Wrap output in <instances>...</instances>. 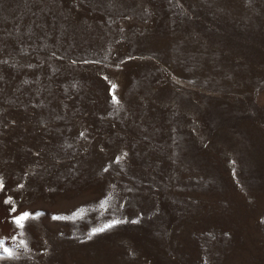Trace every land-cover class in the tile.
<instances>
[{
	"label": "rangeland",
	"instance_id": "rangeland-1",
	"mask_svg": "<svg viewBox=\"0 0 264 264\" xmlns=\"http://www.w3.org/2000/svg\"><path fill=\"white\" fill-rule=\"evenodd\" d=\"M0 177V264H264V0H0Z\"/></svg>",
	"mask_w": 264,
	"mask_h": 264
},
{
	"label": "snow or ice",
	"instance_id": "snow-or-ice-1",
	"mask_svg": "<svg viewBox=\"0 0 264 264\" xmlns=\"http://www.w3.org/2000/svg\"><path fill=\"white\" fill-rule=\"evenodd\" d=\"M115 87L116 86L113 84L112 88L115 89ZM112 99H113V103H119V101L117 100L115 95H113ZM81 135H83V133ZM121 159H123L122 156L117 158V160H121ZM2 188H3V178L0 177V189H2ZM109 199H110V197H109ZM5 203L13 205V207L10 209V214L17 211V209L14 205V202L12 201V199L10 197L5 200ZM106 203H107V201H102L100 204V207H104ZM82 214H83V212L81 210H77V212L73 213L72 217H53V219H71V218L75 217L76 215H82ZM40 215H41V213L33 214L30 212H24L18 216H14L11 220V223H13L16 228L23 230L27 221L34 219L35 217H38ZM120 222L121 221H119V220H113L111 223H107V224H104L102 227H97V228L93 229L92 232L89 233V238H91V236L95 235L96 233L106 231L107 229L113 227L115 224L120 223ZM133 222H135V221H133ZM19 235L21 237H24L26 234L23 231H20ZM15 239H16V237H13V240H15ZM19 246L26 248L27 247L26 239H20ZM14 257H15L14 250L8 246H5L4 240H0V260H3L5 258L11 259Z\"/></svg>",
	"mask_w": 264,
	"mask_h": 264
}]
</instances>
